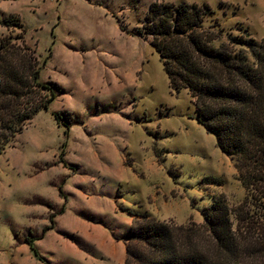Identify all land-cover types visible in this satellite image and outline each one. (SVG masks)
<instances>
[{
  "label": "rangeland",
  "instance_id": "obj_1",
  "mask_svg": "<svg viewBox=\"0 0 264 264\" xmlns=\"http://www.w3.org/2000/svg\"><path fill=\"white\" fill-rule=\"evenodd\" d=\"M154 1L0 0V38L23 34L46 60L40 79L63 89L11 141L0 133V264H125L143 215L204 228L215 198L233 211L252 201L234 156L139 33ZM159 1L209 4L206 24L219 23L224 41L264 38V0ZM12 15L24 32L2 24ZM52 213L36 256L29 239Z\"/></svg>",
  "mask_w": 264,
  "mask_h": 264
},
{
  "label": "trees",
  "instance_id": "obj_2",
  "mask_svg": "<svg viewBox=\"0 0 264 264\" xmlns=\"http://www.w3.org/2000/svg\"><path fill=\"white\" fill-rule=\"evenodd\" d=\"M215 15L209 4L155 0L139 33L150 38L171 86L193 97L200 124L234 156L253 199L233 211L215 198L204 228L173 227L143 215L130 231L125 264H264V38L256 41L247 31L224 41L219 23L206 24ZM2 24L25 31L13 15ZM14 38H0V133L8 141L63 92L57 82L40 79L46 60L24 35L21 42ZM55 116L61 119L63 113ZM59 191L63 194L62 187ZM249 202L255 205L252 214ZM55 215L29 239L36 256L33 241L55 227Z\"/></svg>",
  "mask_w": 264,
  "mask_h": 264
}]
</instances>
